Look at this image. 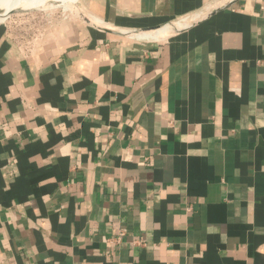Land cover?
<instances>
[{
  "label": "crops",
  "instance_id": "1",
  "mask_svg": "<svg viewBox=\"0 0 264 264\" xmlns=\"http://www.w3.org/2000/svg\"><path fill=\"white\" fill-rule=\"evenodd\" d=\"M79 11L0 17V264H264V0Z\"/></svg>",
  "mask_w": 264,
  "mask_h": 264
},
{
  "label": "bare ground",
  "instance_id": "2",
  "mask_svg": "<svg viewBox=\"0 0 264 264\" xmlns=\"http://www.w3.org/2000/svg\"><path fill=\"white\" fill-rule=\"evenodd\" d=\"M61 1V2H59ZM78 0H0V4L2 5L3 11H0V17H6L2 16L4 12H9L11 9L15 8L18 10H29L30 8H37L41 9V7L50 8L54 4L55 5H60L63 9H76V6L78 5ZM47 3V4H46ZM51 3V4H48ZM54 3V4H52ZM215 3V2H214ZM43 4V5H42ZM210 4V3H209ZM211 9V8H210ZM77 10V9H76ZM203 10V9H202ZM207 11V10H206ZM202 12V11H200ZM198 12V13H200ZM197 13V15H198ZM207 13V12H206ZM193 14V13H191ZM92 16V15H91ZM185 16V15H184ZM192 16V15H191ZM202 16V15H201ZM93 17V16H92ZM194 18V17H193ZM94 19V18H93ZM191 19V17H190ZM104 20V19H103ZM95 22L100 23L98 20L94 19ZM187 21V20H186ZM103 23V22H102ZM185 21L182 22H177L174 25L176 27H181ZM107 24V23H104ZM112 24V23H111ZM187 24V23H185ZM112 26V25H111ZM117 29V28H116ZM173 30V26L166 24L164 26H161L158 29L155 30H148V31H137L133 33L132 35H135L136 37H146V38H153V39H158V38H163L167 34H169ZM175 30V29H174ZM168 36V35H167Z\"/></svg>",
  "mask_w": 264,
  "mask_h": 264
},
{
  "label": "rangeland",
  "instance_id": "3",
  "mask_svg": "<svg viewBox=\"0 0 264 264\" xmlns=\"http://www.w3.org/2000/svg\"><path fill=\"white\" fill-rule=\"evenodd\" d=\"M77 3H78V5L76 6L77 10L63 9L62 7H60V5H55L54 3H52L54 5L46 9L30 8L29 10H17L11 13L9 16H6L4 20L10 21L11 25L17 27H23L25 25H28L27 23H33L35 25L42 22L45 23L50 18L68 16L72 14L77 15L78 14L77 11H79V0Z\"/></svg>",
  "mask_w": 264,
  "mask_h": 264
},
{
  "label": "water",
  "instance_id": "4",
  "mask_svg": "<svg viewBox=\"0 0 264 264\" xmlns=\"http://www.w3.org/2000/svg\"><path fill=\"white\" fill-rule=\"evenodd\" d=\"M18 9H14V10H12V11H9V12H4L3 14H2V16H9L11 13H13V12H15V11H17ZM77 13L83 18V19H85L86 21H88V22H90L84 15H82V13L80 12V11H77Z\"/></svg>",
  "mask_w": 264,
  "mask_h": 264
},
{
  "label": "built area",
  "instance_id": "5",
  "mask_svg": "<svg viewBox=\"0 0 264 264\" xmlns=\"http://www.w3.org/2000/svg\"><path fill=\"white\" fill-rule=\"evenodd\" d=\"M124 234L123 229H119V233L118 235L115 237V240H119V238ZM142 239L138 238L137 240H135V243L141 244Z\"/></svg>",
  "mask_w": 264,
  "mask_h": 264
}]
</instances>
